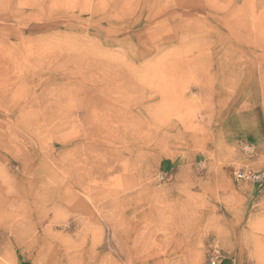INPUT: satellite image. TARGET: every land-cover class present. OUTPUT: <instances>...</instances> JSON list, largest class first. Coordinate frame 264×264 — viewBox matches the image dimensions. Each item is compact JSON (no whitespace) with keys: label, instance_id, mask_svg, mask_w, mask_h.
I'll return each mask as SVG.
<instances>
[{"label":"rangeland","instance_id":"1","mask_svg":"<svg viewBox=\"0 0 264 264\" xmlns=\"http://www.w3.org/2000/svg\"><path fill=\"white\" fill-rule=\"evenodd\" d=\"M241 170L264 0H0V264H264Z\"/></svg>","mask_w":264,"mask_h":264},{"label":"built area","instance_id":"2","mask_svg":"<svg viewBox=\"0 0 264 264\" xmlns=\"http://www.w3.org/2000/svg\"><path fill=\"white\" fill-rule=\"evenodd\" d=\"M238 177L252 181L258 186L264 185V171L241 170L238 172ZM210 264H219L218 258L213 257Z\"/></svg>","mask_w":264,"mask_h":264},{"label":"bare ground","instance_id":"3","mask_svg":"<svg viewBox=\"0 0 264 264\" xmlns=\"http://www.w3.org/2000/svg\"><path fill=\"white\" fill-rule=\"evenodd\" d=\"M131 81V80H130ZM141 89V88H140ZM105 91H111V90H107V89H105ZM33 107V106H32ZM44 112V111H43Z\"/></svg>","mask_w":264,"mask_h":264}]
</instances>
